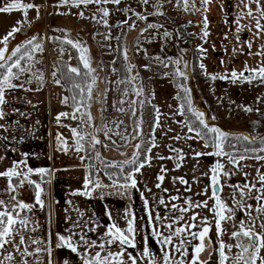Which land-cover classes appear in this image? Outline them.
<instances>
[{
    "label": "snow or ice",
    "instance_id": "6c2138e0",
    "mask_svg": "<svg viewBox=\"0 0 264 264\" xmlns=\"http://www.w3.org/2000/svg\"><path fill=\"white\" fill-rule=\"evenodd\" d=\"M142 4H149V0H141ZM171 2V0H168ZM108 3H113L119 5L121 0H58L57 7H76L81 8L84 6L85 8L90 4H95L97 6L104 5ZM202 5H204L205 13L209 11L208 5L212 3V0H201ZM240 4L243 5V8L240 9V15L236 18L235 23L237 25V41H239L238 33L244 29L248 28V25H242L241 20L244 18H250L254 21L255 28L257 29L255 35L257 37L264 36V0H240ZM255 5V9H253L252 5ZM176 6L182 7L185 12L189 11L190 7L193 11H199L196 8L195 3L193 2L190 6L189 0H176ZM34 5L32 3H24L22 4L20 0H8V2L4 6H0V13H10L13 9H31ZM156 11L152 13V15H165L161 9L163 8V3L158 2L154 5ZM239 8L240 6L237 5ZM128 12H133V15L137 17L138 20L145 21L148 19L147 15L142 13L134 12L131 8L127 9ZM97 13L100 15V19L97 20L96 14H93L91 17L93 20H96L97 23H103L105 26H108L107 17H109L110 12L106 7H98ZM61 15H68L69 12L58 13ZM26 15V12H25ZM79 15L84 17V12L80 11ZM131 19V17H129ZM203 25L204 28L202 30L201 39L205 40L206 37L209 36L208 31V17L207 15L203 16ZM127 23V20L124 21ZM130 28H135L136 24L132 23L129 25ZM162 25L149 23L147 28L142 29L141 31H147L149 28H160ZM250 30V29H249ZM20 31L19 27H14L12 31L6 34L2 40H0V44H3V47H0V120H3L7 113L4 111L3 106L8 102L6 100V92L8 90H16L17 88L24 89L25 91H39L41 87L45 83V78L43 71L36 68V64L39 61L34 56L35 52H42L43 48L41 44L35 43L33 40H29L27 42L28 46L16 47L14 51L9 52V38L13 37L15 32ZM171 35L169 32L165 31L164 36L168 37ZM107 39H111L110 36H106ZM56 39L60 40L59 37ZM119 39V38H117ZM205 42H207L205 40ZM61 47L58 49L61 59L56 62V67L51 73L53 82L57 86H62L61 78H57L58 72H61V69H66V73L61 72V76L68 79L71 84L72 95L71 100L73 102V112L71 113V118L76 120H81L82 124H87L88 127L92 129L90 132H82L80 131V127L71 128V132L73 137H75L74 147L77 152L86 151L85 143L91 145L92 149L95 151V159L101 160L102 163L105 164V167H115L120 169V174L113 176L109 175V179L112 181L110 185H104L101 181L97 179L91 178V173L88 178H86L84 183V190L76 193L84 196H91L92 192L98 188H115L121 194L127 193L129 189L137 188L138 181L136 179V175L141 173V170L145 166H151L152 157L150 153L152 149L157 147L154 133L152 135V140L150 141V147L145 149L143 155L144 159L139 160L141 145L143 144V130L141 127L142 119L138 121L136 127L133 129V133L131 136L125 135L121 131H117L115 129H119L120 125L123 124V121H119V123L115 124V128H110L106 124L95 125L93 123V118L91 113L88 111H81L82 108L88 109L91 107V101L94 100V89L99 91L97 87L98 75L97 68L92 66L90 50L85 46L84 43L79 39H72L70 36H65L64 39L60 40ZM63 45H68L72 49L76 50L78 53L77 59L79 61L78 66H71L70 64L63 62V56L66 53L67 49L63 47ZM252 42H247V48H252ZM199 51L201 53L206 52L207 50L203 48L201 45L199 47ZM236 49L233 48V52ZM252 54V53H249ZM71 55V53H69ZM123 58L125 60L128 59L127 50L125 49L122 53ZM262 57L260 65L258 67H249L245 65V68L239 73L236 70H232L230 73H225L223 75L219 74H208L205 70V74L209 75V78L213 81L219 80H231L232 82H248L252 83L254 80H259L261 84H264V44L260 46V50L255 53ZM157 63L162 64L167 67L168 64L176 65L174 75L182 80L188 79V72L183 69H188L189 65L184 64L183 69L180 67L182 62L181 58H172L168 57L166 60L157 56L153 58ZM115 64V61H113ZM82 66V67H81ZM135 65H129L126 69L127 72L131 73L132 69ZM150 65H145L146 69H149ZM200 69H205V65L201 62L199 64ZM113 72L116 71L115 67L112 69ZM245 73H249V75H245ZM30 74L29 79L26 81L16 83V81H21V77ZM70 74V75H69ZM76 78H80L81 82H77ZM136 79V76H131L127 81L121 80L118 83L132 82ZM33 80L37 82L39 85L36 89L25 88V83L32 84ZM90 80V82H88ZM178 87L183 90L185 94L184 97L177 96V99H185L187 103V110L192 112L198 121V124L202 127H193V124L190 123L187 119L184 120V127L187 128L189 133H195V136H188L187 139H200L204 140L207 137L208 133L214 134L210 140L211 144L205 143V147H213L215 148L214 153H204V152H194V158H198L203 155H215L217 157H226L228 163L233 165L234 167H241V161L247 159H254L256 161H264V138H259L260 147H245L244 151L238 152H226L225 151V142L229 139V137L236 135L237 139H243L245 142H249L251 144H255L257 137H251L249 135L243 134H233L226 131H222L218 127L209 126L205 119V113L192 107L191 100V89L184 83H178ZM135 94L137 97L143 95V89L135 88ZM124 96L128 95L127 90L123 93ZM69 101V97L65 96L62 99L63 104H67ZM29 103H31L29 101ZM119 104L123 105L126 103L125 100H120ZM129 107L132 109V115H136V111L134 105H136L137 101H128ZM144 103L143 100L140 101L142 105ZM155 108V106H154ZM243 110L245 112H252L253 109L251 107H244ZM119 112H125L126 110L123 107L117 109ZM77 113H80V116H77ZM155 119H154V127L159 128L160 125V110L159 108H155ZM179 114L180 116L185 115V104L181 103L179 105L178 113H173V115ZM68 112H61L57 115V122L60 121L62 117L68 118ZM86 118V119H85ZM212 119H215L213 117ZM19 124V121H17ZM5 125L0 124V128H4ZM206 130V131H205ZM126 131V130H125ZM172 131V129H169ZM103 133L104 136L112 141L113 144L117 142L112 139V135L114 134L117 137H120L122 141L130 142V140L136 139L139 140L138 143L134 144V148L137 152L133 155L131 159H126L123 162L111 163L105 162L101 156V153L96 150V145H101L102 147H108V144L103 142L98 138V133ZM90 137V139H88ZM6 139V137H5ZM175 140H180L181 136L176 135L173 137ZM57 141L60 145L58 150L67 151V141L62 137V135H57ZM119 146V145H118ZM229 147H235L234 145H229ZM170 151L176 153V157H167V159H175L176 168L182 167V162L185 160V154L182 149L171 148ZM27 153L23 154L24 157H27ZM87 157L82 156L81 160L86 159ZM3 159V157H0ZM159 159H166L165 157H159ZM125 165H131V169L125 174L123 172ZM91 167V166H89ZM166 169H162L161 173L165 172ZM36 173L43 177H50L52 175V170L47 168H38L33 169L27 165V160L22 158L19 161H13V166L8 168L5 171H0V177H4L8 181V189L12 193H16L18 189L23 188L25 184L34 186V199L35 205H39L41 208L45 207V199L42 198V195L45 192L43 183H50V179L41 182H37L36 180L30 179L33 173ZM211 172V184L209 185L211 189V195L209 199L214 201V205L210 208V211L213 213V219L215 222V228L217 229V239L219 240L218 248L214 251L218 252L219 260L218 264H264V255H261V252L264 251V221L257 224V220L260 217H264V172H261L257 169V176L255 183H245L243 187L238 185H233V195L232 200L234 206H229L227 202H225L220 193L223 191V185L220 181L221 174L225 177L229 176L230 173L225 170V164L217 161L216 164L210 169ZM107 174V173H106ZM209 173H205L208 175ZM247 175V173H245ZM13 178H16V182L13 183ZM164 175H158L157 179L159 181L164 180ZM179 180L181 184L188 185L189 181L184 179L183 177L174 178L175 180ZM257 184L260 186L257 187ZM157 187H160V184H157ZM191 191V188H188ZM150 191V190H149ZM165 191H167L165 189ZM239 193L241 199H236V193ZM255 192L256 195L253 196L252 193ZM198 193L197 195H200ZM204 195L208 194V188H205L203 193ZM172 200H177L179 197L173 196ZM247 199H254L257 201V207L255 208V212L258 216L252 215V205L247 204ZM71 203V201H69ZM186 207H178L173 204L172 208L175 209L180 215L178 217L172 218L169 217L170 221L167 223V234L163 231L157 229V227L153 226L152 235L155 236L158 242L162 246H167L164 248L163 257L161 260H157L156 256L152 254L151 250L148 247H144L140 256L132 255L127 251L128 248H136V229L134 227V214L129 212L128 218V226L126 231L119 227L116 223H113L111 227L107 229L104 235L100 238L102 242L97 243L95 239H89L87 237V232H94L96 229L87 227V224H77L74 222L73 228H86L87 232L81 231L79 235V239L75 240L73 231L70 229L69 234L66 236L64 234L57 233L56 234V244L55 247L59 249H68L72 253L76 254L81 264H139L140 261H144L145 264H209L208 260H201V254L207 249L211 248L212 240L209 237V232L211 231L212 222L208 220L207 217H202L199 212H196L197 208L208 209L209 202L208 199L203 201H194L191 198H186ZM148 201L145 200V205L147 206ZM160 205L165 204L164 199L159 200ZM35 205L26 203L23 201H18L16 196L13 195L9 201H5L0 199V206H3L2 210H0V264H42L39 259V254L47 253L49 257L52 256L53 248L51 246L50 241H42L38 238H34L29 235V233L36 232V227L31 226L34 222L30 221L27 215H21L23 210H27L31 212ZM237 210L247 211V217L245 220H242L237 226L233 223V231L231 232L232 238L236 241L235 244H226L222 237L226 234L227 230L223 227L224 222L233 221L235 212ZM78 211V210H77ZM189 211H192V215L188 219L187 223H184L183 226L174 227L175 224L180 221L185 220V214ZM80 216H83V213L78 212ZM111 216V213H108ZM151 216V212H149ZM156 220H160V216L155 217ZM192 229H199L193 231ZM187 233L191 239H188L185 235ZM27 236V240H26ZM18 238V239H17ZM198 240L199 242L195 245L192 244V241ZM178 241V243L176 242ZM118 245L117 250L111 249L109 246ZM34 246V247H33ZM192 247L194 249V255L191 259H188V248ZM239 249L238 252L232 253L233 248ZM30 248L32 250H30ZM227 250V251H226ZM18 254V256L16 255ZM177 254H179V258H177ZM212 253H209V259H211ZM34 258L30 261L28 258ZM48 264H54V261L49 259ZM62 264H70V261L67 259L63 260Z\"/></svg>",
    "mask_w": 264,
    "mask_h": 264
},
{
    "label": "crops",
    "instance_id": "0c3cea01",
    "mask_svg": "<svg viewBox=\"0 0 264 264\" xmlns=\"http://www.w3.org/2000/svg\"><path fill=\"white\" fill-rule=\"evenodd\" d=\"M7 2L8 0H0V6H4ZM20 2L22 4L32 3L34 7L31 9H13L10 12L12 13L11 16H15L16 14L17 16L21 15V22L29 24L27 28V31H29L27 32L28 35L24 36L20 33V38L16 41L17 47H22L29 41L30 37L38 34V14L43 12V10L51 12L58 4V0H20ZM237 5L240 7L238 8ZM104 6L107 7L106 5ZM204 7L205 6H202L203 9ZM207 7L209 11L205 13L203 10L202 12L203 16L207 15L208 17V31L210 33L208 39L211 37L210 41H212L209 45L210 47L213 45H218L219 47L216 53L214 52L216 56L221 53L223 56L229 54V56H225V58H232L233 60L240 61L242 63V68L235 67V70L238 71H242L245 65H250V67L256 65L255 67H258L262 57L255 55V53H257L260 50V46L264 44V36L257 37L255 35L257 29L255 28L254 21L250 18H244L241 20V24L248 25L249 27L242 29L238 33L239 41H237V25L235 20L240 15V9L243 8V5L240 4V0H212V3ZM252 7L255 9L256 6L253 4ZM108 9L110 10V8ZM3 14L4 13H0V19H5ZM262 23H264V21H262ZM4 36L0 33V40H2ZM23 37L28 39L22 44ZM55 40L57 41V39ZM45 41L46 38H44V42ZM248 41L252 42L253 46L251 49L247 48ZM10 43L11 42H9V45ZM99 43L101 44V41ZM107 43L108 42H106V44ZM16 45L14 44V46ZM14 46L9 50H13ZM52 46L53 47H50V49L54 55L47 58V61L52 68H55L54 58L59 57L60 59L61 57L58 52L59 45L54 42ZM65 48L67 51L62 59L75 65V59L72 54L69 55V53H71V47L66 46ZM233 48L236 50L239 49V52L234 53ZM226 49H228L229 53H225ZM210 51L212 52V49H210ZM205 60H208L209 66H211V59L208 56ZM232 67L233 65H231V68ZM222 71L226 72L227 70L224 69ZM47 73L48 75L50 74L49 71H47ZM118 74L119 73H117V75L113 74V77H117L118 81L124 80L120 74L119 80ZM129 77L125 78V81H127ZM24 79L26 81L29 78ZM149 80L148 88L150 92L152 91L154 94V104L158 103L161 106L159 110L162 113L160 116V118H162L160 119L161 126L159 128L153 126L151 133L153 135L154 132L157 147L153 148L150 153L152 157L151 166H145L141 170V173L136 175L138 181L137 188L129 189L128 192L124 194H121L115 188L111 187L98 188L92 192L91 196L76 194L84 190L85 180L89 177V171L87 170L89 156L87 153L89 150L92 151V148L90 144L85 143V148L90 147L91 149L84 152H77L74 147L75 137H73L71 132V128L74 127L71 122H69V117H62L60 121L57 122L56 117L59 113H72L69 103L63 104L61 102L64 95H60V90L67 96L63 84L62 86H57L55 83L52 85L44 83L39 91H25L24 89L17 88L16 90H8L6 92V100L8 102L3 108L7 115L3 120H0V124L5 125L4 128H0V157H3V159H0V171L7 170L12 167L13 161H19L22 158L26 159L27 165L33 169L47 168L52 170V175L50 177L42 178L35 172L30 177V179L36 180L37 182H41L42 179L44 181L50 179V183L45 182L42 185L45 189L42 195V198L45 199V207L41 208L39 205H35L31 212L27 210L21 212V215H27L30 221L34 222L30 224V227L35 226L37 229L36 232L29 233V235L42 241L51 242L53 248L52 256L49 257L47 253L39 254V259L42 264H48L49 259L53 260L54 264H62L65 259L70 261V264H81L77 255L70 250L55 247L56 234L60 233L67 236L71 229L73 233H75L74 239L78 240V234L81 231L87 232V229L73 228L74 222L77 224H87V227L96 229L94 232H87V237L89 239H95L97 243H100L102 242L100 238L113 223H116L126 231L129 212L134 214L137 247L134 249L128 248L127 251L132 255L140 256L143 248L148 247L159 261L163 257L164 248L167 246H162L157 238L152 235L153 226L155 225L158 230L167 234L168 230L166 225L171 222L169 217L175 218L180 215V213L172 208V205L175 204L178 207H186V198H191L194 201L208 199L210 206L208 209H195L202 217H207L208 220L212 222L211 231L209 232L212 245L211 248H207L201 254L200 259L208 260L209 264H218V252L214 250L218 248L219 240L217 239V229L215 228L213 213L210 211V208L214 205V201L209 199L211 195V189L209 187L211 184L210 169L217 161L225 164V170H227L230 175L225 177L221 174L220 181L223 185V191L220 195L229 206H234L232 200L234 189L232 186L238 185L243 187L245 183H255L257 169L264 172V161H256L254 159L243 160L240 162L241 167L237 168L228 163L226 157L203 155L194 158V152L213 153V150L210 146L206 148L204 146L206 142L203 140L198 138L187 139L188 136H195V133H189L187 128L184 127V117H179V114L173 115V113H178L179 104L176 99L177 94L170 86L171 80L169 77L155 75V77ZM20 82H23V80L18 81V83ZM122 84L123 83L118 84L117 94L118 92L121 94L124 90L125 87H121L123 86ZM24 86L25 88L36 89L39 85L35 81L32 84H25ZM169 99L175 105H173L174 107H172L171 111H168ZM29 101L31 103H29ZM90 103L92 104V101ZM88 109L85 110L87 111ZM89 111L90 110H88V112ZM91 116L93 118V123L97 125L99 121L95 116ZM17 121H19V124H17ZM86 127H88V125ZM88 128L90 130V127ZM169 129H172V131H169ZM58 134L62 135L67 141L68 150L66 152L58 150L60 147L57 141ZM176 135H180L181 139H173ZM98 138L101 139L102 137L98 135ZM88 139H90V137ZM110 142L111 141L105 142L107 144L109 143L108 147L105 148L106 150L110 148L111 153V156L108 155V159L105 162L116 161L121 158L124 153L128 152V149L131 150L128 159H131L137 152L133 146L134 144L129 147V142L120 141V143L116 144ZM170 147L183 150L185 160L182 162V167H175V159H167V157H176V153L170 151ZM97 148H100V152L102 151V146L96 145V149ZM25 153L28 154L27 157L23 156ZM82 156L87 158L81 160ZM93 157V159H95V154ZM159 157H165L166 159H159ZM118 161L123 162L121 160ZM94 168L96 172L94 173L93 180L98 178L104 185H110L112 183L108 174L104 171L101 162L98 166H95L94 162ZM162 169H166V171L161 173ZM102 171L107 178L105 182L103 178H101V174H103ZM123 172L125 174L127 173L126 170ZM205 173L209 174L205 175ZM245 173H247V175H245ZM160 174H163L165 177L162 182L157 179ZM179 177L188 180L189 184H181L178 179L174 181V178ZM158 183L160 187H157ZM29 186L35 191L34 186ZM259 186L260 185L257 184V187ZM189 187L191 191L188 190ZM205 188H208L207 195L202 194ZM165 189L167 191H165ZM198 193L201 194L197 195ZM13 195L16 196V193H12L8 189L7 179L0 177V199L7 202ZM252 195L255 196L256 193L253 192ZM173 196H177L179 199L172 200L171 197ZM160 199L165 200L164 205L159 204ZM236 199H241L238 192L236 193ZM145 200L148 201L147 206L145 205ZM69 201H71V203H69ZM23 202L29 203L27 201ZM246 203L252 205V215L258 216L255 212L257 201L254 199H247ZM2 208L3 206H0V210H2ZM78 212L84 215L80 216ZM109 212L111 216L108 215ZM149 212H151V216ZM192 214V211H189L185 214V220L175 224L174 227L183 226L184 223L188 222ZM157 215L161 217L160 220L155 219ZM246 217L247 211L237 210L233 221L223 223V227L226 228L227 232L223 235L222 239L226 244L236 243L231 236L233 223L238 226ZM262 221H264V217H260L257 220V224ZM192 230L196 231L199 229ZM185 235L188 239H191L187 233ZM176 242L178 243V241ZM198 242V240H195L192 241V244L195 245ZM109 247L113 250L118 249V245H111ZM30 250L32 249L30 248ZM231 251L232 253H236L239 249L234 247ZM210 252L212 253L211 259H209ZM188 254V259H191L194 255V249L192 247L188 248ZM16 255L18 256V254ZM261 255H264V251L261 252ZM177 258H179V254H177ZM28 259L32 261L34 258L29 257ZM139 264H145V262L140 261Z\"/></svg>",
    "mask_w": 264,
    "mask_h": 264
},
{
    "label": "rangeland",
    "instance_id": "374dc122",
    "mask_svg": "<svg viewBox=\"0 0 264 264\" xmlns=\"http://www.w3.org/2000/svg\"><path fill=\"white\" fill-rule=\"evenodd\" d=\"M158 2L163 3V8L161 9V11L165 13L163 16L152 15V13L156 11L154 5ZM193 2L199 11L191 12L189 9L190 12H185L183 8H178L176 6L175 0H171V2H168V0H149V4L147 5L142 4L141 0H121L119 5L113 3L104 4L110 8V10L108 9L110 15L107 17L108 26H105L103 23H97L96 20L91 18L93 14H96L97 20L100 19L97 8L103 7L104 5L95 6V4H90L86 8L81 6L79 9L76 7H54L51 12L43 10V12L38 14V34L29 38H35L38 37V35L41 38L39 44H41L43 51L34 53V56L39 61V63L36 64V68L43 71L45 83L48 85L54 84L51 75L54 67L52 68L47 61V58L54 55L53 52L49 54L50 47H53L52 43L55 42L59 44V41L64 39L65 36L81 40L90 50L92 66L97 68L96 74L98 75L97 87L99 91L94 89V100L92 101L91 109H88L90 110L89 112L99 121L97 122L98 126L106 124L110 128H115L116 123L123 121L120 128L115 130L121 131L128 136L132 135L133 129L136 127L138 121L142 119L141 127L143 130L144 142L139 150L140 153L147 145V141L152 139V130L149 126V122L155 119V108L161 107L158 103L154 104V94L152 91L150 92L148 88L149 79L155 77V75L169 77L171 80L170 86L177 94L176 99L179 94H181V97L185 95L183 90L178 87V83L186 84L191 89L192 107L205 113V119L209 126L218 127L222 131L233 134L237 133L249 135L251 137H264V121L253 131H250V128L247 126V120L253 118L258 109H264V84H261L259 80H254L252 83L244 81L234 83L231 80L219 79L213 81L209 78V75L205 74V70L208 74L223 75L225 73H230L232 70H235V67L242 68V63L232 58H225V56L228 57L229 54L223 56L221 53L216 56L215 53L219 47L218 45H213L211 46L212 48L210 47L209 44L212 42L210 41L211 37H209V39L208 37L205 38L207 42L201 39L202 30L204 28L202 22V11L204 10L202 6L204 5H202L201 0H189L190 6ZM129 8L134 12L147 15L148 19L145 21L138 20L137 17L133 15V12L126 11ZM80 11L84 12V17L79 15ZM65 12H69L70 14H58ZM3 15L5 19H0V33L2 36L12 31L14 27H19L20 29V31L14 33L13 37L9 38V42H11L9 49H11L14 44L16 45L18 38H20V33L24 36L28 35L27 32L29 31H27V28L29 24L21 22V15L17 16L16 14L15 16H11L12 13H4ZM129 17H131V19H129ZM126 20L127 23H124ZM132 23L136 24L135 28L129 27ZM149 23L162 25L163 27L149 28L147 31L142 32L141 30L147 28ZM165 31L169 32L171 35L165 37ZM106 36H110L111 39H107ZM57 37H59L60 40L57 39L56 41L55 39ZM118 37L121 44L124 45L123 51L125 49L127 50L128 59H124L126 66L135 65L132 72H128V77L136 76L134 81L122 84L123 86L121 87L125 88L121 94L120 92L117 94L118 84L120 83H118L117 77H113V74L117 75L119 70L115 72L112 71L113 67H116L118 63L113 64V61L116 60L117 50L119 49L117 45ZM23 38L22 44L28 39L25 37ZM44 38H46L45 42ZM100 41L101 44L99 43ZM106 42L108 43L106 44ZM201 45L207 50L206 52L201 53L199 51ZM171 46L172 49L169 50L168 47L171 48ZM0 47H3V44H0ZM16 47L17 45L14 46V49L11 51H14ZM210 49H212V52ZM11 51L9 50V52ZM238 52L239 49L234 53ZM225 53H229L228 49L225 50ZM157 56L165 60L168 57H182L180 67L183 69L184 64L189 65L188 69H183L188 72V79L182 80L177 78L174 75L176 65L168 64V66L165 67L153 59ZM207 56L211 59L212 67L209 66L208 60H205ZM201 62L205 65V69L199 68ZM145 65H150L151 67L146 69ZM231 65H233V69ZM71 66L75 65L71 64ZM255 66L256 65L252 67ZM224 69L227 71H222ZM46 70L49 71V75ZM236 71L240 72L238 70ZM245 75H249V73H245ZM24 78H31L30 74L22 76L21 80L25 81ZM33 82H35V80H33ZM16 83H18V81H16ZM141 87L143 89V95L137 97L134 89ZM125 90L128 92L127 96L123 95ZM60 95H64L65 97V93L61 92V90ZM120 100H125L126 103L121 105L118 103ZM133 100L137 101L136 105H134L136 111L135 116L132 115V109L129 107L128 103V101ZM141 100L144 101L142 105L140 104ZM177 101L180 105V99H177ZM182 101L186 102L185 99H182ZM168 105V111H171L172 107L175 106L170 99ZM120 107H123L126 111H117ZM244 107H251L253 111L245 112L243 110ZM69 114V118L72 119L71 112H69ZM178 116L181 117L180 115ZM182 117L186 120L185 116ZM213 117H215V119H212ZM85 126H87V124ZM90 131H92L91 128L89 130L88 127H84V132ZM209 134L212 136L214 135L212 133ZM97 135L102 137V141L105 139L104 142L110 141L102 132ZM110 135H112V139L117 143L122 141L120 137L114 134ZM138 142L139 140L137 141L136 139L130 140L129 147ZM110 143H112V141ZM96 150L100 152V148ZM127 151L128 152L124 153L121 158L114 162H110L115 164L119 162L118 160L124 161L128 159L131 150L128 149ZM100 153L104 161L108 159V155L111 156L110 148L106 150L105 147H102ZM94 162L95 166H98L101 160L94 159L93 163ZM101 178H103L104 182L106 181L105 179H107L104 173L101 174Z\"/></svg>",
    "mask_w": 264,
    "mask_h": 264
},
{
    "label": "trees",
    "instance_id": "16d2710c",
    "mask_svg": "<svg viewBox=\"0 0 264 264\" xmlns=\"http://www.w3.org/2000/svg\"><path fill=\"white\" fill-rule=\"evenodd\" d=\"M175 2H176V0H175ZM178 8H182V7H178ZM190 11L194 12L193 10H191V8H190ZM29 40H33L35 43H39V41H41V38L38 35V37H35V38L33 37V38L29 39ZM117 40H118L117 41V45H118L119 49L117 50V54H116V57H115L116 58L115 63L118 62L115 68H116V70H119L118 72H119L120 76L123 79H125V78L128 77V72L126 71L127 66L125 64V61H124V58H123V55H122L124 45L121 44V41L119 39H117ZM58 45H59V48L62 46L60 41H59ZM23 46H28L29 48L31 47V45H28L27 43L25 45H23ZM23 46H22V50H23ZM66 46H68V45H63V47H66ZM70 50H71V54H72L73 58L75 59L74 64L76 66H78V64H79V61L77 59L78 53H77L76 50H74L72 48H70ZM60 59H59V57L54 58L55 67H56V62L59 61ZM63 62H66V63L71 65V63L69 61H67V60L63 59ZM61 72L66 73V69L62 68ZM61 72H58L57 77L61 78V80H62V84L64 85V88L66 89V93H67L66 95L69 97L68 103L70 105V108L72 109L71 111L73 112V102H72V100L70 98L71 95H72V91L73 90L71 89V84H70L69 80L61 76ZM76 79H77V82H81L80 78H76ZM88 82H90V80ZM180 95L181 94H179V96ZM180 101H181L180 103H184L185 104V115L184 116L186 117V119L190 123L193 124V127H202V126H200L198 124V121H196V118H195L194 114H192L190 111L187 110L188 106H187L186 102L185 101L183 102L182 99H180ZM81 111L83 112V111H85V109L82 108ZM77 115H80V113H77ZM263 121H264V109H258L255 112V116L253 118H251L250 120H247V126L250 128V131H253V130H256L257 126H259L260 123H262ZM149 126H150V128L152 130L153 126H154V119L150 120ZM234 134H237V133H234ZM237 135H239V134H237ZM211 137H212V135H210L208 133L207 137L203 141H205L206 143H209V145H210L211 144V140H210ZM257 138L258 139L256 140V143L255 144H251L249 142L243 141V139H237L236 135H233V136L229 137V139L225 142V151L226 152H230V153L234 152V151H238V152L242 153L244 151L245 147H247V148H252V147L258 148V147L261 146L259 138H264V137L261 136V137H257ZM150 141H147V145L145 146V148L142 149L141 154L139 156V160L142 161L144 159L143 153H144L145 149H147L150 146ZM229 145H234L235 147H229ZM91 148L90 147L89 148L86 147V151L91 149ZM212 150H213V153L216 151L215 148H213V147H212ZM93 154H94L93 149H92V151L89 150V152L87 153V155L89 156V160H88V164H87V170L89 171L88 175H90V173L92 174L91 175L92 179L94 178V173L96 172L95 168H94V163H93L94 159H92L93 158ZM89 166H91V167H89ZM102 166L104 168V171H106V173L108 174V176L109 175L116 176V175L120 174V169H118V168L105 167L104 163H102ZM131 167H132L131 165H125L124 166V170H126V172H128L131 169ZM15 182H16V178H13V183H15ZM16 199H18L19 201H27V202L35 205L34 190L28 184H25V186L23 188H20V189L17 190Z\"/></svg>",
    "mask_w": 264,
    "mask_h": 264
},
{
    "label": "built area",
    "instance_id": "2783aa9c",
    "mask_svg": "<svg viewBox=\"0 0 264 264\" xmlns=\"http://www.w3.org/2000/svg\"><path fill=\"white\" fill-rule=\"evenodd\" d=\"M51 50H49V54H50ZM69 122H71V124L74 126V128H77L78 126L80 127V131L84 132V125L82 124V122L79 119H69Z\"/></svg>",
    "mask_w": 264,
    "mask_h": 264
},
{
    "label": "bare ground",
    "instance_id": "6f19581e",
    "mask_svg": "<svg viewBox=\"0 0 264 264\" xmlns=\"http://www.w3.org/2000/svg\"><path fill=\"white\" fill-rule=\"evenodd\" d=\"M168 49L171 50L172 49V46H171V48L168 47Z\"/></svg>",
    "mask_w": 264,
    "mask_h": 264
}]
</instances>
